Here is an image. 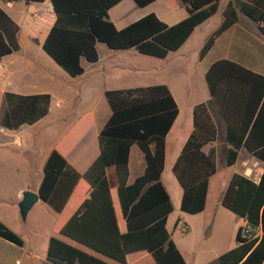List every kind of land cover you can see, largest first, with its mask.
Returning a JSON list of instances; mask_svg holds the SVG:
<instances>
[{
  "label": "trees",
  "instance_id": "1",
  "mask_svg": "<svg viewBox=\"0 0 264 264\" xmlns=\"http://www.w3.org/2000/svg\"><path fill=\"white\" fill-rule=\"evenodd\" d=\"M117 1L50 0L55 20L41 44L43 51L72 77L82 72L80 58L88 62L97 60L96 41L104 42L109 48H133L140 54L162 58L176 50L196 25L215 13L219 0H174L185 12L181 20L167 25L149 12L120 29L107 18V9ZM150 1L134 0L138 6ZM237 12L254 21L264 35V0H229L218 26L201 45L199 58L216 36L236 21ZM17 30V25L0 9V56L18 49ZM204 80L219 106L223 88L252 103L245 124L227 126L226 140L230 147L225 153L226 164L234 162L241 146L263 162L257 181L237 173L229 178L220 203L243 223L235 231L236 245L219 254L212 264H261L264 260V75L219 59L209 64ZM8 96L4 95V101ZM104 97L110 113L97 133L98 154L82 173L68 164L62 152L72 142L80 124L72 126L51 148L43 163L38 197L58 212L76 185L84 183L88 194L59 227L60 235L119 264H125L128 253L139 250L148 253L154 264H184L165 229L171 206L159 180L164 135L177 113L174 100L164 84L109 89L104 91ZM19 98L22 101L16 106L2 108L1 126L10 128L9 120L17 118L30 123L45 114L47 95ZM191 118L192 129L171 171L181 188L179 209L194 214L204 206L208 177L215 170L213 149L210 147L206 152L201 149L214 139L215 126L203 102L192 107ZM132 143L142 154L144 168L127 183V157ZM107 166H113L115 171L117 184L113 187L105 176ZM244 229L250 238L243 236ZM0 237L17 245L22 243L2 222ZM45 256L53 264H112L56 236L48 238Z\"/></svg>",
  "mask_w": 264,
  "mask_h": 264
},
{
  "label": "crops",
  "instance_id": "2",
  "mask_svg": "<svg viewBox=\"0 0 264 264\" xmlns=\"http://www.w3.org/2000/svg\"><path fill=\"white\" fill-rule=\"evenodd\" d=\"M228 1L219 0L215 13L196 25L176 50L167 52L162 58L150 56V68L134 65L116 56L121 52L132 54L133 48L113 49L104 42L96 41L97 60L88 62L80 58L82 72L72 77L41 47L55 20L50 0L40 2L0 0V9L18 28L16 33L18 49L0 56V117L2 108L14 107L22 101L19 97L42 94L48 96L45 114L33 122L26 123L17 118L9 120L10 128L0 125V222L17 234L22 241L20 245H17L0 237V264H53L45 256L47 241L52 235L47 236L43 251L35 250L36 238L31 232L36 231V225H33V230L30 231L31 238H23L19 232H16L13 226L14 216L3 215L5 205L9 207L11 205L10 201L1 200L3 189L16 187L13 199L16 203L19 202L25 190L37 193L43 163L49 151L75 124L80 125L76 129L72 142L62 154L74 170L82 173L98 154L97 133L110 113L104 91L154 84H164L167 87L177 108V113L164 135V158L159 176L171 206L164 224L169 238L182 256L184 264H212L219 254L236 245L234 235L235 227L237 229L239 226V217L223 207L220 199L233 173L257 181L263 162L241 146L237 149L234 162L228 165L231 168L224 179L221 181L217 177V154H221L222 151L226 153L230 147L226 140L227 126L228 124L237 126L245 124L252 103L245 102L237 93L223 88L221 91L224 94H219L222 105L219 106L207 88L204 73L211 62L226 59L256 74L264 75V35L258 30L254 21L241 12H237L236 21L220 32L208 51L199 58L198 51L212 31L210 29L209 34L201 36L197 32L198 29L213 16L216 18L211 28L215 29L221 20L223 7ZM149 12L154 13L167 25L185 17L184 10L177 7L174 0H152L143 6H138L134 0H119L107 9V18L116 29H120ZM189 40L195 41V44L189 45ZM190 52L192 54L189 59L192 63L200 64L199 75L203 78V83L189 84L181 92L179 89L172 88L167 77L172 69L179 65L184 67ZM140 75H149L150 81L140 82ZM5 94L9 96L4 101ZM200 102L205 103L215 126L214 139L201 148L204 152L210 147L213 149L215 170L208 177L204 206L202 210L193 214L199 218L196 235L193 239H185L183 236L192 231L191 225L181 221L183 228L180 227L179 232L176 233L178 221L183 218L182 216L171 217L174 207L179 208L181 197V188L172 174L171 166L192 129V107ZM71 113L73 116L70 115ZM60 122L65 123L58 128ZM23 129L29 132V143L22 150L16 151L14 147L22 146L20 134ZM46 135H51V142L49 141L44 148H41L35 138ZM166 157L169 158L170 171V176L168 175L166 180L168 185L163 179ZM238 157L240 158L239 166H236L234 164ZM143 168L142 154L137 145L132 143L128 150L126 182H132L143 172ZM105 176L110 187L117 184L113 166L105 168ZM87 194L88 188L84 183H78L61 211L52 210L44 202L53 213L50 224L52 232L59 234L57 232L59 227L68 218L79 200ZM38 200H40L39 197L35 202ZM224 219L231 220L225 236L222 227ZM125 264H154V262L148 253L139 250L128 253ZM261 264H264V260Z\"/></svg>",
  "mask_w": 264,
  "mask_h": 264
},
{
  "label": "rangeland",
  "instance_id": "3",
  "mask_svg": "<svg viewBox=\"0 0 264 264\" xmlns=\"http://www.w3.org/2000/svg\"><path fill=\"white\" fill-rule=\"evenodd\" d=\"M215 18L216 17L213 16L205 24H202L197 32H199V34L201 36H203L204 34H206V33L209 34V32L213 31L214 29L211 27L214 24ZM210 29H211V31H210ZM188 44L194 45L195 41L190 42V40H189ZM132 51H133L132 54H129V52H121L119 55H116V56L118 58H122L123 60H126L127 62H130L134 65H138V66L144 67V68H147V67L150 68L151 57L149 55L140 54L137 51H135L134 49ZM191 54H192L191 52L188 53V57H187L188 61H186L184 63V67H180V65H179V67L172 69L171 72L168 73L167 80H168L169 84H171L173 89H179L182 92V90H184V88L188 87L189 84H192V83L193 84H202L203 83V78L199 75L200 64L198 62H196L195 65L192 63V61L189 59V56H191ZM139 79H140V82H142V83L148 82V81H150V76L149 75H140ZM80 109H78V110H80ZM70 115L73 116L72 113ZM64 123L60 122L58 128H61L62 124H64ZM28 134H29L28 130L23 129L22 133L20 134L21 138H22V146L21 147H14V149L16 151L22 150L23 147H25L29 143ZM35 140L37 141V143H39V146L41 148H44L48 144V142L51 140V135H46V136H42L39 138H35ZM239 159H240L239 157L236 159V163L234 165L239 166ZM216 162H217V177H219V179L222 181L224 179V177L226 176V173L228 172V170L231 168L226 164L224 151H222L221 154H217ZM251 162L252 161H250V163ZM168 164H169V158L166 157V159L164 161V170H163V179H164V182L166 183V185H168V182L166 181L167 176L170 174V171L168 169L169 168ZM218 171H219V174H218ZM15 192H16V187H14V186L3 189L2 193H1V200L3 202H8V201L11 202L10 207L5 205V207L3 209L4 210L3 215L9 214L12 217L14 216L13 226L15 227L16 232H19L22 235V237L26 238V239L31 238L30 231L33 230L32 226L36 225V231L31 232L33 235L35 234V238H36L35 250L43 251L45 244H46L47 236L49 234H51L52 236H56V237L62 239L63 241H65L67 243H70V244L77 246V247H79V248H81V249H83L89 253H92L96 256H99V257L103 258L104 260H106L112 264L115 263L113 260L107 259V258L93 252L92 250L87 249L86 247L70 240L69 238H67L63 235L52 232L50 229V224L52 221V214L53 213L51 212L50 208L41 200H38L33 205H31V207L26 212L24 219H21V217L19 216L17 203L15 201H13L14 196H15ZM171 194H173V193H171ZM173 200H174V198H173ZM176 216H179V217L182 216V218H183V219H180L178 221V224L175 228V230L177 231L176 233H178L179 232L178 230L180 229V227H182L181 221H183L185 223L190 224L192 227L191 233H189L183 237L185 239H193L196 235V232H197V223H198L199 218L194 216L193 214L181 212L179 210V208L174 207V210L171 213V217H176ZM230 223H231L230 219H224L223 220L222 227H223V231H224V236L227 233V226L230 225ZM242 223H243V220L241 218H239L238 224L241 225ZM235 230H236V227H235ZM173 237L175 238V235H173ZM116 264H119V263L116 262Z\"/></svg>",
  "mask_w": 264,
  "mask_h": 264
},
{
  "label": "water",
  "instance_id": "4",
  "mask_svg": "<svg viewBox=\"0 0 264 264\" xmlns=\"http://www.w3.org/2000/svg\"><path fill=\"white\" fill-rule=\"evenodd\" d=\"M38 199V194L25 190L22 192V197L17 203L19 216L24 219L26 212L31 207V205Z\"/></svg>",
  "mask_w": 264,
  "mask_h": 264
},
{
  "label": "built area",
  "instance_id": "5",
  "mask_svg": "<svg viewBox=\"0 0 264 264\" xmlns=\"http://www.w3.org/2000/svg\"><path fill=\"white\" fill-rule=\"evenodd\" d=\"M243 232H244V233H243V236H244V237H246V238H250V237H251V235L247 232L246 229H244Z\"/></svg>",
  "mask_w": 264,
  "mask_h": 264
}]
</instances>
